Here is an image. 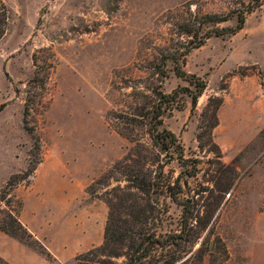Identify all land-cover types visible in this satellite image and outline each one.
<instances>
[{
    "label": "rangeland",
    "instance_id": "374dc122",
    "mask_svg": "<svg viewBox=\"0 0 264 264\" xmlns=\"http://www.w3.org/2000/svg\"><path fill=\"white\" fill-rule=\"evenodd\" d=\"M237 1L0 0V193L12 185L0 208L31 236L20 242L0 232V264H75L102 244L106 198L124 187L114 181L119 173L103 177L133 146L118 133L119 116L152 87L180 89L182 107L165 111L161 127L196 165L193 177H181L179 198L193 211L177 264H264V6L244 15L234 35L189 49L212 28L201 16H224ZM234 24L232 16L216 26ZM190 25L195 39L182 33ZM171 57L205 83L194 106L182 90L193 88L175 77ZM213 98L221 103L211 127L203 111ZM136 132L150 149L144 130ZM160 158L162 171L156 164L143 170L163 183L179 168ZM28 166L33 171L20 181ZM136 202L156 239L180 232V206L170 199L152 193ZM155 248L154 258H162ZM123 250L115 264L124 263Z\"/></svg>",
    "mask_w": 264,
    "mask_h": 264
},
{
    "label": "trees",
    "instance_id": "16d2710c",
    "mask_svg": "<svg viewBox=\"0 0 264 264\" xmlns=\"http://www.w3.org/2000/svg\"><path fill=\"white\" fill-rule=\"evenodd\" d=\"M237 1V0H236ZM237 7L232 8L226 15L220 16L216 14L203 15L201 19L203 23H208L212 28L202 36H199L197 42L189 49H196L200 47L203 42L214 37H228L234 35L241 30L244 22V15L253 12L256 9L264 6V0H249L248 3L243 4L239 1ZM235 17V24L232 27L218 28L216 25L226 22L230 17ZM182 33L187 37L195 39L198 36V30L194 25L187 26ZM187 50L185 54H187ZM168 57L161 58V63H164ZM172 62V72L175 77L183 79L192 86V90L182 88L190 99L191 106H194L196 98H198L205 88L203 80L199 79L193 74L185 73L180 65L183 63V58L180 63L177 58H169ZM156 74L161 78H166L167 74L161 69L156 68ZM245 77V74H240ZM180 89H174L169 94H162L156 92L152 87L149 90L148 96H143L144 101L138 102L129 113L125 116H119L122 126L119 128V135H121L128 142L133 143L127 154L120 162L115 163L108 171L103 179L111 178L113 172L119 173L120 178L114 180L115 182H124V187L111 188L109 197L106 198V203L109 206V213L103 230L102 244L94 249L87 251L84 255L75 258V264H115L113 258L118 257L120 249H124L122 254L124 257L123 264H177L181 258L182 243L189 242L183 235L187 226V221L190 220L193 211V206L188 199L179 198L181 195L182 186L184 182L181 180L182 175L186 177H193L196 173V165L194 161H189L184 158L183 150L176 137L168 130L161 127V117L165 111L172 109H181L182 103L180 99ZM221 103V100L213 98L209 99L203 114L209 112L212 118L211 127L216 125L215 113ZM23 115H26L24 110ZM143 129L144 134L149 141L150 149L145 148L139 143V135L136 130ZM209 137V136H208ZM198 147L200 144V135L196 136ZM161 155L166 163L174 161L179 168L178 174L172 178L171 176L164 180L163 183L156 182L151 176V171H144L143 167L146 165L153 166L162 171L165 165L161 160ZM130 162V164H127ZM190 162V167L185 165ZM32 167H27L20 179H26L33 171ZM94 181L89 187L98 183ZM101 181H104L101 179ZM17 183V182H15ZM12 185L7 182L5 188L0 193V203L5 201L9 189ZM152 193H160L171 202L180 206V213L182 218L181 230L179 233L169 234L165 239L158 240L153 233L145 225L148 221L147 211L145 208H138L136 198L137 195L148 196ZM138 208L133 215L132 211ZM0 214L3 218L0 219V232L23 242L25 238H30V234L19 223L17 216L9 211H2ZM124 218H122V216ZM128 218V219H127ZM132 225H140L138 230L134 232ZM155 247L164 250L165 254L162 258H154L153 252ZM39 253L46 259H50L49 254L43 249L39 248Z\"/></svg>",
    "mask_w": 264,
    "mask_h": 264
},
{
    "label": "crops",
    "instance_id": "0c3cea01",
    "mask_svg": "<svg viewBox=\"0 0 264 264\" xmlns=\"http://www.w3.org/2000/svg\"><path fill=\"white\" fill-rule=\"evenodd\" d=\"M245 78H246V77H245ZM20 257H21V256H20ZM23 257H24V259H25V258H27V257H26V256H24V255H23ZM21 259H23V258L21 257ZM17 261H18V263H17V264H21V263H22V260H19V259H18ZM23 263H25V264H26L27 262H25V261H24Z\"/></svg>",
    "mask_w": 264,
    "mask_h": 264
}]
</instances>
